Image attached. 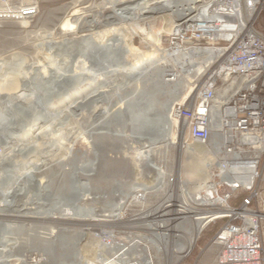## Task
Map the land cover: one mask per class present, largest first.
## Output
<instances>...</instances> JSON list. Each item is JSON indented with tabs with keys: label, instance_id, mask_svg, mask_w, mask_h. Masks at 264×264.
Instances as JSON below:
<instances>
[{
	"label": "rangeland",
	"instance_id": "1",
	"mask_svg": "<svg viewBox=\"0 0 264 264\" xmlns=\"http://www.w3.org/2000/svg\"><path fill=\"white\" fill-rule=\"evenodd\" d=\"M132 1L136 0L0 1V9L4 6L6 7L29 2L35 4L38 8L37 15L31 19L10 21V19L6 20L3 17H0V96H2L0 98V128L5 127L4 125H9L11 127L12 122L9 123L10 120L8 119L10 116L12 118H20V116L24 115L22 112H19L18 114L21 115L17 116V108H12V111H16L10 113V116L7 112L5 113L4 110L6 105L15 102L11 98L8 99L9 97L6 95L9 93V95L25 94L27 97L30 95L29 98L24 101V109H28L26 115L29 114L25 119L27 122H24L26 123V129L23 132H20L22 135L20 133H18V135L16 134L18 137H16V135H14V137L11 136L10 139L12 140L9 139L8 145L2 147L5 149L0 151V179L4 177L3 169L7 170L4 167L9 163H14L18 166L13 170H10L15 172L14 175H9L10 177L8 180L0 186V225L3 227V234L0 241L4 242L5 240H9L10 243L8 246L9 249L4 253H0V264H21L19 259L23 258V256L30 264L34 262L43 264L38 261L40 255H42V257L46 256L43 247H45V243L47 242H45L44 238H46L50 232L59 235V237L62 235L65 236V241H67L68 245L67 250H69L66 255L62 256L65 249L60 247L59 244L52 246V251L50 252L52 258L49 257L50 255L48 256L49 259L47 264H52L51 261L53 258L60 260L62 257L63 259L59 262L64 261L63 264H84L86 262L108 264V260H104V262L102 261L100 263L98 262V258H108L109 253L113 252V249L118 246L114 245L110 248L103 245L109 239L108 235L112 236L109 241L112 240L116 242V244L120 242L129 243L134 240L141 242V245L136 243L138 246L130 248L128 253L125 254V257H144L145 245L146 249L148 248L150 255L152 256L154 264H166L169 255H167L168 253L166 254L163 252V249L162 251L157 250L156 244L159 242H156V244L155 242L154 244L150 242L149 233L151 234V232L148 228L151 227V230H153L154 227H149L147 222H149L154 216H158L157 218H159V215L163 213L160 205L163 202L162 200L166 198V193H170L173 196H171V203L174 205L180 198H182V200L186 199L187 204L194 205L192 199L195 196L207 197V194L211 192L210 190L213 188H210L211 182L217 180V177L214 175L215 170H213V167L205 166L206 162L209 161L210 163L211 158L206 155L207 153L203 146V149L194 146L197 143H191L190 140H188L189 146H192L193 149L185 150L184 152H178L177 145H157L155 148L156 153H154L153 156V165L158 166L162 171L161 174H164L163 176L161 175L163 184L159 188L156 185L159 177L154 171L152 165L143 162L142 159L136 156L135 152H133V148L138 147L139 143L135 140H130L127 129H125L124 135L116 140L112 137L106 136L99 139V141L96 137L88 134L87 130L94 125L93 118H95V113L99 110H105L107 113L111 112L115 114L120 109L126 108L125 105H127V100L126 102L120 101V107H118V109L111 106L112 101L114 99L118 100L120 94H124L123 96L127 97L134 92L132 91V88L136 90L137 87L144 91L141 92L143 96L149 94V87L145 86L142 82L144 81V78H141L142 80H137L135 77H129L126 79L122 74H132L137 71H142L151 64L149 61L164 59V57H167V34L171 32L175 24L181 18V16L177 14V10H174L175 7L170 8V10L168 8L155 10L153 13H149V15H151L148 16V18L141 20L140 18L135 17V14H125V17H122L116 13L119 8ZM167 2L170 3L172 0H167ZM73 10L76 12L74 16H71L74 12ZM168 13L169 16L166 15ZM72 17L74 19H72ZM91 18L95 19V21H92L93 23L89 20ZM66 19H68L70 23L75 21L74 24H72L75 27L77 26L80 31H77L78 28H73L71 30L69 28H65L64 30L63 28L61 30L60 25H62L63 21ZM258 27L261 30H264V16L262 13L259 17ZM120 28L121 31L123 30V32L130 37V46L141 55H144V58L134 56L130 57V60L128 59L132 65H135L134 68L129 71L118 70L109 72L103 66L101 60L102 57L97 56L99 59L95 57L93 59V57L90 56V52H93V49H83L80 45L75 46V44L80 41V38L78 37L79 34L85 32V30L93 32L92 36H94L99 44H110L113 46L111 42L112 34L114 33L113 31ZM70 36L74 37L73 45L63 44L66 38ZM55 42L57 45H55ZM123 45L124 41L121 45L118 43L113 54L120 59L121 63L127 64V61L123 58V51L121 48ZM58 48H61L60 50L62 52H60ZM58 51L60 56L58 55ZM81 51L82 53L80 54ZM55 52L57 53L55 54ZM75 53L77 55H75ZM78 54H84L88 59L92 58V64H87L85 67L89 66V70H96L100 73L102 76L100 78L101 81L94 82L87 79L76 91H69L70 93L67 91L63 97L54 98L48 107L49 111L52 113L49 118L32 120L37 106L39 105L38 102H34V98L45 95V92L41 87L47 85L45 79H47L49 70L53 78L56 77L57 80L59 79V81L64 82V84L68 83L70 80H68L65 75L58 73L56 69L67 74L63 70L66 68V64H68L70 60L77 61L79 67H84L80 62L82 57ZM22 60L24 61V65L22 64L18 69L19 74H10L8 72L9 65L20 64ZM180 60L181 59L178 61ZM144 63H146L145 67L142 65ZM26 65L27 67H24ZM30 66H33L32 68L34 70H32ZM156 68L157 67L152 68L149 73L152 72L155 74L157 70ZM38 72L39 74L37 75L36 73ZM24 74L27 77H25ZM32 77H37L36 81L32 82ZM183 78L184 82L178 85L175 92L177 94L172 93L171 96L168 94H160L156 96L157 99L159 101L172 99L182 91L176 101L186 100L184 103H187L195 95L199 77L195 73L193 76L189 73L188 76L184 75ZM106 80L107 82L104 86L103 83ZM123 81L129 82L127 89L118 92V85ZM50 84L51 83H49V85ZM134 84L139 85L135 86ZM53 85L52 82L51 89H53ZM95 88L100 90L105 89L109 94L107 99L104 100L100 98L93 99L92 101L88 100L83 106L79 104H77V106L74 104L75 100H79L84 97L88 91ZM171 88L173 87L171 86ZM20 91L22 92L20 93ZM185 94L186 97L182 98ZM69 104L73 105L68 107ZM69 108H71V110ZM62 110L67 111L64 112ZM19 118L18 120L21 124L22 121ZM172 132L171 134L175 137L179 134V132H175L174 130H172ZM83 136L88 139H83ZM21 144L22 150L20 152L14 151L8 153L9 149L13 146H21ZM83 152H86V154ZM25 154L26 157L23 156ZM95 158L97 162H95L96 171L91 175L88 185V189H90V198L76 200L74 206V212L76 214L75 219L56 218L55 216H57L58 208H55V197H53V195L49 197L46 193H43L42 197L40 196L41 200L39 203H41V206L29 204L27 206L30 208L24 210L21 208L20 205L23 200V192L20 191L21 193H19L18 190L24 187L29 191L28 193H36L34 185L29 183V179L22 171L37 164L38 169H36L33 175L42 179L44 183L49 181L48 184L51 194H57L56 197L58 196L60 199L62 198V193H65L64 191L59 195L58 193H60L59 190L64 187L66 190L65 196L68 197L62 201L63 204H65L70 201L73 195V190L68 188L72 176L69 173H65L66 171L63 172L62 168L66 166L68 167L71 163L72 165L75 163H88L91 160H95ZM21 160L23 161L22 163L20 162ZM176 170H178L186 180V184L184 185L186 194H183L182 191H180L178 185H170V178ZM212 174L214 175V178L212 177ZM80 177L81 175L79 174L77 179L80 181L85 180ZM115 181L116 183L114 185L113 183ZM117 184H119L118 187L116 186ZM134 185H137L140 188L141 186L148 187V189L141 188L136 194L139 195V193H142V197L144 198L141 200L135 198L136 200L133 199L130 201L125 208L118 210L119 208L117 209L115 204H117L120 198L124 199L126 197L125 195L134 194L133 191L130 192L131 186ZM218 185L219 184H217V186ZM77 190L81 191L75 189V191ZM8 194H12V197L9 198ZM123 195L125 197H123ZM241 195H243V192H238L234 198L228 200V203L231 205H238L241 200ZM94 196L96 197L95 199L92 198ZM261 197H263V195H261ZM10 199L12 203H8ZM235 200H237L238 203L235 204ZM213 206L220 207L216 201H214V205L211 207ZM199 207L206 208L209 207V205H201ZM117 213L120 214V219L115 220L112 216ZM155 217L153 218L154 220L156 219ZM97 221L102 223V225L84 226V223ZM223 221L224 218H220L214 222L208 223L201 232L195 236V239L186 254L182 256L181 252L179 254L180 257H169L171 259L170 262H172L171 264H214L219 245L210 244V240ZM173 223L174 222H172V224ZM183 225L186 226V228L184 227L182 233H179L188 238V235L191 233V227L194 229V225L189 222H185ZM84 227L87 229L81 232ZM260 235L262 243L264 244V217L260 222ZM184 237L169 238L163 246L166 248L168 247V249H175L180 245L186 246V238L184 239ZM43 244L44 246L42 247ZM56 260H54L53 264L56 263Z\"/></svg>",
	"mask_w": 264,
	"mask_h": 264
},
{
	"label": "built area",
	"instance_id": "2",
	"mask_svg": "<svg viewBox=\"0 0 264 264\" xmlns=\"http://www.w3.org/2000/svg\"><path fill=\"white\" fill-rule=\"evenodd\" d=\"M172 1H177L181 23L167 34V51L174 56L189 55L187 65L199 80L192 100L175 102L171 117L182 127L183 143L190 140L203 146L211 158L208 166L217 177L211 191L221 192L223 201L218 204L227 211L226 216L206 223L224 218L210 240L219 245L214 264H264L260 235L264 217V30L258 27L264 0ZM37 13V6L30 2L0 9V17L10 21L31 19ZM240 191L239 204H229ZM198 199L195 196L192 203L196 206L191 205L197 209L201 206ZM166 200L160 205L163 213L154 216L155 220L152 217L149 227L163 221L169 225L182 222L180 212L187 204L181 198L175 205L172 199ZM175 234L167 233L166 240ZM134 241L120 242L106 261L154 264L145 245L144 257H125L136 246Z\"/></svg>",
	"mask_w": 264,
	"mask_h": 264
},
{
	"label": "bare ground",
	"instance_id": "3",
	"mask_svg": "<svg viewBox=\"0 0 264 264\" xmlns=\"http://www.w3.org/2000/svg\"><path fill=\"white\" fill-rule=\"evenodd\" d=\"M177 5H178L177 1H172V2L169 3V2H167V0H136V1H132L130 3H127L125 6H122L121 8L118 9V12H116V13L119 16H122V17H125V14H131V15L135 14V17L140 18V20H141V19L148 18V16L151 15V14L149 15V13H153L155 10H159V9L161 10L162 8H164V9L168 8L170 10V8L175 7ZM73 11L74 12L71 14V16L72 15L74 16V14L76 12L75 10H73ZM158 12H160V11H158ZM166 15L169 16V13L166 14ZM72 19H74V18L72 17ZM80 19H82V18H80ZM75 20H76V18H75ZM89 20L91 22L95 21V19H93V18H91ZM74 22L70 23V21L68 19H66L65 21H63L62 25H60L61 26V30L63 28H64V30H65V28H67V29L69 28L70 30L73 29V28L77 29L78 27L77 26L75 27L73 25ZM180 23L181 22H178L175 25L177 26ZM77 31L78 32L80 31L79 28L77 29ZM109 32H111V31H109ZM113 32L114 33L112 34V39H111V42H112L113 46H111L109 43H108L109 45H101V44H99L95 40L94 36H92L93 32H91V31L88 32L86 30H85V32L79 34L78 37L80 38L81 42L79 41V43L75 44V46H79L80 45V47H82L83 49H85V48L86 49H93L92 50L93 52L89 51L91 53L90 56L93 57V59H94V57L95 58H98L99 56L102 57L101 60H102L103 66L109 72L118 71V70L129 71V70L133 69L135 65H132L128 61V59L130 57H134V56H140V57L144 58V55H141L138 51L134 50L130 46V43H129V38L130 37H128L123 32V30L121 31V28L117 29V30L115 29ZM98 36H101V35H98ZM98 36H97V38H98ZM150 37H151V35H150ZM73 40H74V37L70 36V37L66 38L64 43L63 42L62 43L66 44V45L67 44L71 45L73 43ZM123 41H124V45L121 46V48H122V51H123V58H124V60L127 61V64L121 63L120 59L113 54L114 51H115V47L118 45V43H119V45H121V43H123ZM55 45H57L56 42H55ZM53 47H54V45H53ZM60 52H62V51L60 50ZM56 53L57 52H55V54ZM63 53H65V52H63ZM81 53H82V51L80 52V54ZM48 54H49V52H48ZM84 54H85V52H84ZM84 54L83 55H79L78 54L79 56L82 57V60L80 62L82 63V65L84 67H79L77 61H71L70 60V62L68 64H66V68H64V70H63L67 74L62 73V72H60V70L56 69V71L58 73H60L61 75H65V77L68 80H70L68 83L64 84V87H63L64 91H66V92L67 91L68 92L69 91L72 92L73 90L76 91L78 89V87L82 83H84L87 79H90V80H92L94 82H100L101 81L100 78L102 76L100 75V73H98L96 70H89L90 69L89 66L85 67L87 64H92L93 61H92V58L88 59V57L84 56ZM58 55L60 56L59 51H58ZM75 55H77V54L75 53ZM73 57H74V55H73ZM188 57H189V55H177V56H174V53H171L170 51H167V57H164V59H156V60L149 61V62H151V64L149 66H147V68H145L144 70L137 71V72L132 73V74H122L123 77L126 78V79L129 78V77H135L137 80H142L141 78H144L143 79L144 81H142V82L145 84V86L149 87V90H150L149 94L143 96L141 94V92H144V91L141 90L139 87H137L136 90H134V88H132V91H134V92L131 93L127 97L126 96L124 97L123 96L124 94L123 95L120 94L118 96V100L114 99L115 101L114 100L112 101L111 106H113L114 108L118 109V107H120V105H119L120 101L126 102V100H127V105H125L126 108L120 109L115 114H113L111 112L107 113L105 110H99L97 113H95V118H93L94 119V123H93L94 125L91 126V128L89 130H87L89 135L91 134L92 136L96 137V139H98V140L101 139V138H104L106 136L112 137L113 139L116 140V139H119L122 135H124V131H125V129H127L128 132H129L128 136L130 137V140H133V141L135 140V141H137L139 143L138 147L133 148V152H135L136 156L140 157L143 162L152 165L154 171L156 172V174L159 177L158 178L159 180L157 181V184H156L159 188L163 184L162 176L164 174L163 175L161 174L162 171L160 170V168L158 166H154L153 165V156H154V153H156L155 148L157 147V145H160V144L167 145V146H169V145H177L178 152H184L185 150H192L193 149V147L189 146L188 143L187 144L183 143V141H182V132H181L182 131V127L178 124L177 120L172 119V117H171L172 107L175 104V102H184V101H186V100L176 101V100H178V96H179V94L182 91L180 93H178V95H176L174 98L166 99L164 101H159L157 99V97H156L157 95H160V94H168L170 96H171L172 93L177 94L175 92L177 90L178 85L180 83L184 82V78H183L184 75L188 76L189 73H191L192 76L194 75V73L196 71L191 66L189 67L187 65L186 59ZM177 59L178 60L181 59V60L178 61ZM146 63H144L142 65L145 67ZM22 64L24 65V61L23 60L21 61L20 64L19 63L16 64V65H14V64H10L9 65L8 64L9 65L8 72L10 74H12V75H18L19 74V70L18 69L20 68V66ZM173 64H175L176 66L173 65ZM24 67H27V65L24 66ZM30 67H31L32 70H34L32 68L33 66H30ZM155 67H157L156 68L157 70H156L155 74H153L152 72L149 73L152 70V68H155ZM28 69H30V68H28ZM199 69L200 68H198L197 70H199ZM36 74L38 75L39 72L36 73ZM61 75H60V77H61ZM24 76H25V74H24ZM25 77H27V76H25ZM49 77H50V70H49V73L47 74V78H49ZM36 78L32 77L31 81L32 80H33L32 82L36 81ZM53 79H54L53 81H55V80L59 81V79L57 80L56 77H54ZM127 81L126 82L123 81V82L119 83L118 88H117L118 92H121L124 89H127V86H128V83H129ZM106 82H107V80L103 83L104 86H105ZM134 85L138 86L139 84L138 85L134 84ZM171 86L173 88H171ZM41 89H42V87H41ZM21 92L22 91H20V93ZM48 93H49V90H48ZM3 94H1V95H3ZM9 94L6 95L7 97H9L8 99L11 98L15 102L13 104H10V105L6 103L7 105H6L4 111H5V113L6 112H13V111H16V110L12 111V108L13 109L17 108L19 110V111L18 110L16 111L17 116L21 115V114L20 115L18 114L19 112H22L24 114L23 116H20L21 118H23V117L24 118L20 119L22 122L20 121L21 124L19 125V129L23 132L26 129V126H25L26 123H24V122H27V121L25 119L29 115V114L26 115L27 114L26 112L28 111V109L27 108L24 109V107H25L24 106V101H25V99L27 100L30 95L27 97L25 94H21V95L20 94L9 95ZM108 96H109V94H108V92L105 89H101L100 90L98 88H95V89H92V90L88 91L84 97H82V98L79 97L80 98L79 100L78 99H77V101L75 100L74 104L75 105L79 104V105L83 106V105H85L88 102V100L92 101L93 99H100V98L105 100V99H107ZM1 97L2 96H0V98ZM185 97H186V94L182 98H185ZM54 98H56V97H54ZM54 98H53V100H54ZM72 100H74V99H72ZM191 100H192V98L189 101H191ZM8 102H10V101H8ZM72 105L69 104V106L68 105L67 106L71 107ZM68 107H65V108H68ZM2 109H3V107H2ZM69 109L71 110V108H69ZM62 111H64V110H62ZM65 111H67V110H65ZM9 123H10V121H9ZM4 126L5 127L0 128V148H1L0 151L2 149H5V148H2V147L8 145V141H9L11 136L7 133V130H9L13 125L11 123V127L9 125H4ZM172 130H174L175 132H179V134L175 137L173 134H171ZM17 135H18V133H17ZM17 135H16V137H18ZM83 137H81V138H83ZM19 138H20V136H19ZM83 139H86V138L84 137ZM10 140H12V139H10ZM125 143H127V142H125ZM128 144H130V143H128ZM194 146L202 148V146H200L199 144H195ZM21 150H22V144H21V146H16V147L13 146L11 149H9L8 153L14 152V151L20 152ZM159 152H161V151H159ZM83 153L86 154V152H83ZM23 156L26 157V154L23 155ZM25 157H24V159H25ZM22 160L20 161L21 163L23 162ZM95 162H96V158H95V160H91L88 163L87 162H85V163L80 162L82 164L75 163L73 165L71 163V165H69L68 167L66 166V167L62 168L63 172L66 171L65 173H69L72 176V180H71V182L69 184V187H68L69 189L73 190V195H72V198L70 199V201L71 200L72 201L71 202L70 201L66 202L65 204H63V202H61L60 197H58V196L56 197L57 194L56 195H54L55 193L51 194V192L49 190V184H48L49 181L44 183L42 179H39V177H36V176L33 175V173L36 171V169H38V165L34 164L31 167H28L26 170H24L22 172L29 179V183L34 185V187H35L34 189L36 190V193L35 194L34 193H32V194L28 193L29 191H27L26 188H24V187L22 189H19L18 190L19 193H21L20 191L23 192V196H22L23 200H22V203L20 205L21 208L23 210L24 209H28V208H30L29 206H27L29 204H36L38 206H41V203H39L40 200H41L40 196L42 197V194L46 193L49 197H51L52 195H53V197H55L54 198V204L56 206L55 208H58L57 216H55L56 218H58V217L60 218L61 217V218H69V219H73L74 218L75 219L76 214L74 212V206H75L76 200H78V199L82 200V199H85V198H90V193H89L90 189H88L89 188L88 185H89V179H90L91 175L94 173V171H96L95 170V168H96L95 165H96L97 162L96 163ZM208 164H209V161L206 162L205 166H208ZM15 167H18V166L16 164H14V163H9L4 168H6L7 170H13ZM79 174L81 175L80 178L85 179L84 181H80L79 179H77V177H79ZM9 177H10L9 175H4V177H2L0 179V186H2V184L5 183L8 180ZM24 179H26V178H24ZM116 181L113 183L114 185H115ZM170 181H171L170 185H173V184L174 185H178V188L180 189V191H182L183 194H186V190L184 188V185L186 184V180L182 177V175L180 174V172L178 170H176V172L173 173L172 177L170 178ZM118 185L119 184H117L116 186L118 187ZM141 188L142 189H148V187H146V186H143V187L141 186ZM141 188L138 187L137 185L131 186V191L130 192L133 191L134 194H127V195L124 194L126 197L123 195V197H125V198L124 199L120 198L119 201L117 202V204H115L117 209L119 208L118 210H121L122 208H125V206L127 204H129L130 201H132L135 198L140 199V200L143 199L144 197H142L143 196L142 193H139V195H136ZM210 188H211V185H210ZM75 189H79L81 191H78V190L75 191ZM59 191H60V193H58V195L61 194L63 191H66V190H65L64 187H62ZM207 195H208L207 197L198 196L199 199L196 200V201L200 205H209V207L197 209V208H195V207H193L191 205H188L186 199H184L182 201V203L187 204V205H185L184 208L181 210L182 212H180V213H182L180 215L181 219H182V222L181 221L177 222V223L174 222L173 224H170V225L167 224V223L161 222V225L157 224L156 226H153L154 227L153 230H151V227L148 228L150 230V232L152 233V235H156V238L159 240V241H156L157 239L153 238L154 236H152V235H151V237L149 236V240H150L151 243L154 244V242H155V244H156V242H159L158 243L159 245L156 244L158 251H162V249H163V252H165L166 254L168 253L167 255H169V257H174V256L180 257L179 254L181 252H182V256H183L184 254H186L188 252L191 244L193 243V241L195 239V236L201 231V229L206 225V223L209 220H211V219H213L215 217H222V216H226L227 215V211L226 210H222L219 206L211 207L212 205H214V201H216L218 203H221L223 201V197L221 195V192L218 189L217 190L215 189V190L209 192V194H207ZM165 196L167 198L166 201H168V199H169V201L172 199V198L170 199V197L172 196L170 193L169 194L166 193ZM92 198L95 199L96 197L94 196ZM187 198H189V197H187ZM8 203H12L11 199H10V201H8ZM113 209H114V207H113ZM104 216H106V215H104ZM119 216H120V214L117 213V214H113L112 217H114L115 220H117V219H120ZM184 220L186 222L192 223L194 225V227H193L194 229H192V227L190 226L191 227L190 232L192 234L189 232L190 234L188 235L189 237L187 236L188 238H186V237L182 236V234H180V233H182V230H184V227L186 228V226L183 225L185 223ZM82 223H84V222H82ZM85 225H94L95 226V225H102V223L97 221V222L84 223V226ZM150 225H151V223H150ZM85 229H87V228H85V227L82 228L81 232L84 231ZM167 233L168 234L171 233L173 235H174V233H176L175 235H176L177 238H180V237H184V239L186 238V246L180 245V246L176 247L177 249L176 248L175 249H168V247L166 248L165 246H163L164 244H166V241H167L166 240ZM108 237L110 239V237H112V236L108 235ZM65 239L66 238L63 235L59 237V235L53 234L52 232L48 233V236L46 238H44L45 242H47V243H45V247H43L44 244L42 245L43 250L45 251L44 254L46 256L42 257V255H40L39 261L38 260L37 261L39 263L47 264L48 259H49L48 256L50 255V252L52 251V246H55L56 244H59L60 247H63L65 249L63 254H62V256L66 255V253H67V251L69 249L67 250L68 245H67V241H65ZM136 243L139 244V242H137V241L132 242L133 245L138 246ZM9 245H10L9 240H5L4 242L0 241V253H4L6 250H8L9 249V247H8ZM103 245L111 248L114 245L115 246L116 245L119 246L120 243L116 244V242H114L112 240H110V241L108 240ZM144 249H145V247H144ZM49 257L52 258L51 255ZM169 257H168V260L166 261V264H171L172 263V262H170L171 259ZM53 259L51 261L52 264L54 263V260H56V259H54V260ZM62 259H63V257L60 258V260H62ZM19 260H20L21 264H30V263H28V261L26 260V258L24 256H23V258H21ZM60 260L57 259L55 264H63L64 261L59 262ZM104 260H106V258L104 259V257L103 258H98V262L99 263L104 261ZM32 264H38V263L34 262ZM84 264H94V263L86 262ZM108 264H116V263L109 262Z\"/></svg>",
	"mask_w": 264,
	"mask_h": 264
},
{
	"label": "water",
	"instance_id": "4",
	"mask_svg": "<svg viewBox=\"0 0 264 264\" xmlns=\"http://www.w3.org/2000/svg\"><path fill=\"white\" fill-rule=\"evenodd\" d=\"M51 81H50V80ZM53 77L51 76L50 74V77L45 79V82H46V86H43V90L45 92V95L42 96V97H36L34 98V102L37 103L38 102V106H37V109H36V112L33 116V119L32 120H41V119H47L49 118L52 113L49 111L48 107L49 105L51 104V102L53 101V98L56 97V98H60V97H63V95L66 93V91H64V82L62 81H53ZM53 82V89H51V84ZM49 83H51L49 85ZM50 89V92L48 93V90ZM36 107V106H35ZM10 113L12 112H7V114L9 115ZM19 119H22L21 117ZM9 120L10 122H12L13 126L12 128H10L9 130H7V133L10 135V136H14L16 135L17 133H20L21 130L19 129V120L18 118H12L11 116L9 117ZM12 172V173H11ZM14 171H10V170H5L3 169V174L4 175H14ZM68 179H71V178H68ZM71 182V181H70ZM65 194L62 193V198H61V202L63 201V199H66L68 198L66 195V192L64 191ZM9 198L12 197V194H8ZM3 227L0 225V238L2 237V234H3Z\"/></svg>",
	"mask_w": 264,
	"mask_h": 264
},
{
	"label": "trees",
	"instance_id": "5",
	"mask_svg": "<svg viewBox=\"0 0 264 264\" xmlns=\"http://www.w3.org/2000/svg\"><path fill=\"white\" fill-rule=\"evenodd\" d=\"M234 202H235V204H236V203H238V201H237V200H235Z\"/></svg>",
	"mask_w": 264,
	"mask_h": 264
}]
</instances>
